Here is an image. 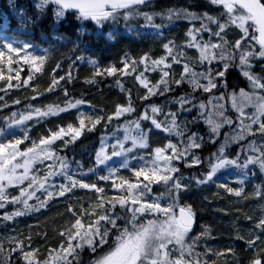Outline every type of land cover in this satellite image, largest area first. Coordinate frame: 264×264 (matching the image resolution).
I'll list each match as a JSON object with an SVG mask.
<instances>
[{"label": "trees", "instance_id": "16d2710c", "mask_svg": "<svg viewBox=\"0 0 264 264\" xmlns=\"http://www.w3.org/2000/svg\"><path fill=\"white\" fill-rule=\"evenodd\" d=\"M173 1L175 0H156L139 6V10L151 14L166 13L169 8H187L193 12H206L214 16L224 11L222 6L211 5L209 0H187L180 6L174 5ZM34 2L35 0H12L10 4L9 0H0V24L5 20L8 23L7 28H0V50L5 53L3 62H0V72L7 77L15 76L19 71L21 81L27 79L29 75L33 77L28 86L11 88L7 87V79L0 80V97L3 98L0 99V142L9 144L15 139H23L27 133L28 139H24V142L17 146L21 153H25L28 148L43 147L39 143L40 139L47 138L52 131H58L60 127L67 129L68 125H72L73 128H80V120L83 119L85 127L81 129V135L74 142H69L65 146L64 141L71 139L70 135L65 136L64 139L55 141L50 150L55 157V167L60 168L62 181L67 176L83 183L95 184L104 191L99 193L93 188H81L77 184L61 196L58 185L53 186L46 177L37 179L31 188L28 187L23 197L27 199L28 205L32 206L33 210L25 212L24 215L14 216L11 220H4L5 213H12L17 209L23 211L24 205L6 203L4 208H0V264H26L19 249L12 251L18 243L22 245L24 252L34 253L35 264H45V262L49 264L55 253L68 246V237L62 233H67L69 229L75 233L76 229H73L72 225L77 217L81 219L86 230L91 221L105 214V210H108L107 214L117 222V228L101 222L110 229L108 243L111 244L119 234V230L125 227L130 229L132 213L126 208L134 207L131 204L121 207L114 199L127 196V185L123 188L113 185H121L126 180L128 183H140L143 188L148 182L143 177L138 181L134 173L146 162L154 159L155 148H165L171 142L183 151L187 137L191 133H198L204 138L200 149L191 150L201 163L188 166L191 163V153L184 159L173 160L179 171L171 175L180 177L181 184L187 185L186 189L181 190L178 196L174 197L175 204L190 206L197 220L201 215H205L212 222H218L220 230L224 233V242L233 243V248L238 254L235 257L240 259L239 264H250L257 258L264 260V232L256 227L264 219V196L255 194L258 188L264 190V171L259 165H249L248 168L226 165L217 170L211 181L196 183L197 179L205 178L211 170V163L217 162L213 154L217 153L221 146L225 147L224 155L228 159H236L239 154L240 164H243L249 155H260L259 151L253 153L249 149L251 143H255L258 149L264 146V135L258 131V123L252 124L251 132L244 127L251 123L248 118L257 113V105L264 103L260 99L264 97V90L253 89L238 67H230L224 78L217 77V88L209 92H204L199 87L193 90L191 73L197 74L195 79L199 84H207L208 80L202 78L201 73L209 69L223 70V61L219 59L221 52L227 58L234 57L230 62L239 64V51L234 52V46L235 42L241 39L242 30L236 25H230L224 37L228 45L223 49H212L211 60L204 59L203 62L200 60L194 63L188 60L185 54L192 52L188 50L189 31L193 28L199 29L200 21L181 19L170 22L157 15L152 24H149L142 15L125 20L124 10H119L114 19L105 20L99 25L91 20H77L76 15L73 14H66L65 19L55 24L50 12L40 23L33 24L30 17L35 12ZM157 24L163 27H154ZM211 27L216 28L215 25ZM109 34L112 35V39L107 38ZM193 34L197 36L200 45L219 43L218 38L211 36L209 32ZM170 41L177 49L173 55L182 54L179 63H174L171 57L168 62L171 67L167 69L170 72L167 78L170 83L167 86L171 91L164 92L163 95L150 96L147 100L142 99L147 95L148 90L136 77L143 74L146 82L151 77L153 84L149 86L160 82L165 66L157 67L152 61L167 54L163 45ZM5 44H11L15 48L29 44L30 47L19 53H9L4 48ZM242 45L244 51L259 52L260 46L250 37L242 41ZM28 56L44 57L41 72H35L33 65L25 62ZM142 57L149 59L145 63H139ZM9 60L12 61L11 64ZM90 60H95L97 63L93 65ZM125 61L129 63L128 69H124ZM133 62H135V70L132 68ZM185 64L189 66L190 72L185 74L184 82L179 85L172 82L181 79ZM108 67H115L118 71L109 76L103 71ZM262 68H264V60L257 59L252 68L253 74L264 76ZM97 70L102 74L96 75ZM69 73L71 79H68ZM60 77L65 79L60 80ZM53 78L58 84L49 91ZM11 83L16 85L17 81L13 79ZM163 87L164 85H161V91ZM242 89L251 99H244L240 104L237 98L241 97ZM185 95L192 102L185 105L190 111H183L180 104L175 102L177 97ZM129 99L135 111L116 118V107H127ZM77 100L82 103L75 108L67 107L69 103H75ZM201 104L205 107L200 108ZM50 105L66 110L43 119L35 115L34 109L47 111ZM153 105L162 109V112L155 116L160 122L170 123L171 117L165 114L178 112L179 127L183 129L187 123L185 135L178 136L175 133L169 134L163 129L157 130L151 125L150 119L141 121L139 131L132 122L137 121L145 113L151 117ZM29 114H32V119L25 120L23 124L15 123L21 115ZM109 116L113 117L111 121L108 120ZM97 117L101 118V122L95 125L94 130L89 131ZM194 117L197 118L196 122L191 123ZM225 118L231 123H224ZM259 119L264 121V116H260ZM208 120H212L213 124L209 125ZM217 125L219 126L217 134H213L211 128ZM126 127L130 132L124 130ZM118 129L121 130L120 133H116ZM148 129H151V132L147 134L148 147H144V150L138 148V152L134 150L129 156L124 154L114 163L97 164L96 153L100 150L106 135L121 134L122 139L125 135L141 136L147 133ZM240 135H243V139H233ZM116 149L118 150V146ZM109 150L110 148H107V154ZM164 154L173 155L170 149H166ZM17 158L22 157L17 156ZM62 163L66 167H61ZM40 165L33 166L31 172ZM101 165L113 168L114 173L108 176L107 180L101 179L108 175L107 170ZM21 172V169H15L16 175ZM30 182L26 180L24 185ZM41 184L43 187H40ZM4 186L9 200L20 197L18 184L4 182ZM47 187L50 188L49 191ZM228 187L233 188L234 191L243 188L244 191L238 197L228 192ZM33 192L29 199L27 193ZM38 193L36 198L34 195ZM49 193H52L51 197ZM145 195L166 198L173 203L163 183L150 185V191L146 190ZM101 201L105 205L104 209L98 207ZM113 203L115 207H112ZM70 208L73 211H69ZM85 210L91 215L83 214ZM249 239L256 240L252 249H249L246 243ZM77 242L73 240L74 245ZM231 247L232 245H227L224 249ZM107 248L108 244L93 254L85 244L81 250H77L78 255L71 256L68 260L71 264H92L95 256ZM230 264L235 263L231 261Z\"/></svg>", "mask_w": 264, "mask_h": 264}, {"label": "snow or ice", "instance_id": "6c2138e0", "mask_svg": "<svg viewBox=\"0 0 264 264\" xmlns=\"http://www.w3.org/2000/svg\"><path fill=\"white\" fill-rule=\"evenodd\" d=\"M211 5L222 6L224 11L218 13V15H211L209 13H199L193 12L187 8H169L166 13H148L141 12L139 10L140 5H146L150 3V0H35L34 7V15L30 17V21L33 24L40 23L41 20L46 18L51 13L52 20L55 24H59L63 19L66 18V13L68 10H76V19L77 20H91L95 22L97 25L102 24L103 21L108 19H114L118 10H124L123 18L128 20L133 16H143L144 20L149 24H152L155 16L159 15L162 18H166L168 21L173 20H181L186 19L189 21H200L199 29H190L189 35L191 36L192 42L197 41V36L193 33L200 32H209L211 36L218 38L219 43L216 44H205L203 47V51L201 52L202 62L204 59L211 60V57L208 56V50L221 48L223 49L226 45H228V41L225 40L226 29L229 28L230 25H236L243 32L240 40L235 42L234 52L239 51V64L236 65L230 62V59L223 55L221 52L219 59L223 61V70H214L209 69L205 73H201L200 76L204 79L208 80L207 84H199V82L195 79L197 76L196 73H191L193 80V90L197 87L202 88L204 92H209L213 88H217V77L224 78L226 73L230 67H238L241 71V74L246 77L253 87V89H262L264 90V76H257L253 74L252 68L254 62L257 59L264 60V2L262 0H209ZM9 3H12V0H9ZM110 9V10H106ZM21 15H23V11L21 10ZM251 22V23H249ZM215 25L216 28L213 29L211 26ZM8 23L7 20L4 21L3 24H0V28H7ZM156 28H161L163 25H154ZM259 33V36H256V33ZM250 37L253 40H256L259 43V52L255 51H244L242 41L246 38ZM108 39H112V35L109 34ZM189 47H192L193 44L190 42ZM199 47V43L196 44ZM230 46V45H229ZM29 44H24L22 48H15L11 44H5L4 48L7 49L9 53H19L22 50H26L29 48ZM163 48L167 51L171 59L174 63L180 62V55H173L175 51H177L176 46L169 43H165ZM5 58V53L0 51V62H3ZM149 59L148 57H142L139 63H145ZM11 60L9 63L11 64ZM27 63H31L33 65L35 72H41L42 66L44 63V57L37 56H28L26 58ZM90 63L95 65L97 62L95 60H90ZM152 64L159 67L160 65L165 66V70L162 72V77L160 82L157 85L149 86V84L145 81L143 74L137 76L136 78L143 84L145 88H147L148 93L146 96L142 97V99L147 100L150 96H155L157 94L163 95L164 92L171 91L170 87L167 85L170 81L167 79L170 76L169 69L171 65L165 63V58L162 57L159 60H153ZM59 67V66H58ZM129 68V63L127 61L124 62V69ZM132 68L135 70V62L132 63ZM155 70V68L153 69ZM264 70V68H262ZM107 75L111 76L118 71L115 67H108L103 70ZM9 72H12V68H9ZM190 72V68L187 64L184 65V74L181 75L180 80L172 81L176 84H181L185 80V74ZM101 71L97 70L96 75H101ZM33 77L29 75L27 79L21 81L19 71L16 72L15 76L8 75L4 76L2 72H0V80L7 79L8 84L7 87H20L28 86L29 81ZM15 79L17 81L16 85H13L11 82ZM65 79V77H60V80ZM68 79H71V74L69 73ZM93 83L94 81H89ZM120 83L119 81L117 82ZM58 81L53 78L52 86L48 89L52 91L55 86H57ZM161 85H164L163 91H161ZM226 86V84H225ZM155 89V90H154ZM130 95V94H129ZM241 97L244 99H251L248 93L241 90ZM0 99H3L0 97ZM262 101H264V97H260ZM176 103L180 104L181 109L183 111H190L189 108L185 107L187 104H191L192 102L188 100L187 95L183 97H177ZM19 103V101H17ZM82 101L77 100L75 103H69L67 105L68 108H75L77 105L81 104ZM235 106V105H234ZM205 105L201 104L200 108H204ZM66 109L49 106L47 111H41V109H34V113L37 117L43 119L47 116L57 115L59 112H63ZM135 111V108L132 106L131 99H129V104L127 107L117 106L115 110V117L119 118L125 113L131 114ZM162 112V109L158 106H151V113L153 114L151 117L145 113L137 121H134L135 127L137 129L141 128V121L151 120V125L154 126L155 129L161 130L163 129L165 132L172 134L175 133L178 136H184L187 131V123L185 127L182 129L177 124V119L179 116L178 112H170L166 113V116L171 117V122L168 123L158 121L155 116ZM242 112V109H241ZM257 113L259 115H257ZM257 113H254L248 119L251 120L250 124L245 125L244 127L251 132L252 124H259L258 131L264 135V121L259 119L260 116H264V103H259L257 105ZM32 119V114L29 115H21L19 120H16V124H23L25 120ZM113 119L112 116L108 117V120L111 121ZM197 118H193L191 123H195ZM101 122V118L97 117L93 124L92 128H89V131L94 130L95 125ZM209 125L213 124L212 120H208ZM224 123L230 124L231 121L225 118ZM85 127V121L83 119L80 120V128H73L72 125H68V128L65 129L60 127L58 131H52L47 138H41L39 143L41 148H28L25 153H21L17 146L24 142V139H28L27 133L23 139H15L14 142L9 144H4L0 142V208H4L6 203L17 204L21 203L24 205V210L17 209L12 213H5L3 219L11 220L14 216L24 215L25 212L33 210L32 206H29L27 203V199H23L26 195V190L21 189L20 197H13L11 200L7 198L5 193L4 182L8 184H17L22 183L24 180L28 179V171H29V163L35 162L38 158H40L41 154L46 153L47 155L44 158H51L52 151L51 145L57 141L64 139L65 136H71L70 141L65 140V146L69 142H74L80 135L81 129ZM218 125L211 128V132L213 134H217ZM151 132V129H148L147 133L142 134L138 137H132L133 145H139L140 147H148L147 144V134ZM128 136H125V139H128ZM233 139H243V135L234 137ZM204 138L200 136L198 133H191L187 137V143L183 149L180 151L177 145L169 142L165 148L157 147L155 148V157L149 162H146L141 168L135 171V176L139 181L140 177H143L147 184L143 185L141 188L140 183H128V181H123L121 185H113L114 187L123 188L124 185H127L128 194L127 196H119L114 198L117 203L121 207H126L127 205H139L138 207H127L126 210L132 213L130 223L136 221L137 214L144 213H156L163 214L166 219L158 223L155 220H149L147 224H140L139 227L133 223L131 229L125 227L119 230V234L115 237V240L109 244L108 238L110 229L106 226L102 225L101 222H106V224H110L112 228H117L116 219L111 215L107 214L108 210H105V214H101L98 216L96 220L91 221L88 224L86 230H84V224L82 223L79 217L76 218L75 223L72 225L73 229H76L75 233L72 232L71 229L68 230L67 233H62V235H67L68 237V246L66 248H62L64 253L63 257H57L55 259H62L64 264H71V261L68 260L69 256L75 257L78 255L77 250L82 249L86 244L92 251L93 254L97 253L98 249H103L104 245L108 244L107 250L101 252V254L96 255L92 261V264H193L192 261L186 260L184 258L185 252L191 253L192 246L188 245L185 247V237L188 236V233L193 227L194 215L193 209L188 207H181L179 209V216L177 217L174 212L175 201L174 197L178 196L181 190L186 189L187 185H182L179 177L171 175L173 173H177L179 169L173 164V160H181L188 156L190 153L191 163L188 166H196L201 163L198 157L195 156L194 153L191 152L192 149H200L202 147ZM35 145V142H33ZM123 149V144L118 145ZM5 149H10V151L5 153ZM170 149L173 153L172 156L165 155V150ZM249 149L255 153L257 151L260 152V155H249L246 157L243 164H240L239 154H237L236 159H228L225 157V147L221 146L218 149L217 153H214V157L216 159V163H211V170L207 173L204 179H197V184L207 183L212 180L213 175L217 172L218 169L225 167L226 165H236L241 168H248L249 165L258 164L260 169L264 171V146L260 149L257 148L255 143H251L249 145ZM127 151H131V149H127ZM113 156L121 155L120 152L113 151ZM17 156L25 157L24 164L21 165L19 163L13 164V161L16 160ZM109 159V157L103 152V148L96 153V161L97 164H103L105 160ZM23 167L24 172L21 175H16L15 169ZM61 167H66L65 164L62 163ZM109 177L104 176L101 177L103 180H107ZM71 181L72 187H75L77 184L81 188H93L99 193H103L102 188H98L95 184H87L81 181H77L69 177ZM35 183V178L29 183V188ZM163 183L169 193V198L173 199V204H169L167 206H162L158 200H153L152 202H146L143 200L145 195V191H150V185ZM221 187H225V185H220ZM43 187V184L40 185ZM135 190V191H134ZM66 191H70V188L67 186H61V191L59 195L63 196ZM227 191L230 193H234L236 196H241L243 193V188L235 190L231 187L227 188ZM257 196H264V190L258 188L255 192ZM28 198H31V193H27ZM51 197L52 193L48 194ZM46 203V201H45ZM44 205L42 204L41 207ZM98 207L104 209L105 205L103 201L98 204ZM112 207H115V203L112 204ZM38 210V209H35ZM69 211H73L71 208ZM75 215V212H73ZM85 215H91L85 210L83 213ZM262 232H264V219H262L257 225ZM259 237H257V240ZM73 240H77L78 242L74 245ZM248 248L252 249L255 247L256 240L249 239L247 242ZM169 244H173L178 247V251L181 253L179 258L172 259L171 253L172 250L168 248ZM19 249L23 258L26 261V264H35L33 257L34 253L24 252L22 245L17 244L16 248L12 251ZM47 264V262H45ZM195 264H199V261H196ZM250 264H264V260L257 258L250 262Z\"/></svg>", "mask_w": 264, "mask_h": 264}, {"label": "rangeland", "instance_id": "374dc122", "mask_svg": "<svg viewBox=\"0 0 264 264\" xmlns=\"http://www.w3.org/2000/svg\"><path fill=\"white\" fill-rule=\"evenodd\" d=\"M184 2H187V0H175L172 3L176 6H180V5H184L185 4ZM130 31H133V29H130ZM190 42L193 44V46L192 47L188 46V50L190 51L192 50V52L191 53L187 52L185 56L191 62L198 63L200 60H202L201 52L203 51L204 45L199 44L200 46L197 47L196 44L198 43V41L192 42L191 36H189V40H188V43ZM211 53H212V49L209 48L208 50L209 57L211 56ZM163 57L165 58V63L168 64L170 60L169 54L167 53ZM160 66H164V65H160ZM147 83L149 85L153 84L151 77L149 78ZM237 101L240 104H242L244 102V98L243 97L237 98ZM124 130L126 132H130L127 127ZM138 130L140 131V129ZM120 131L121 130L118 129L116 133H120ZM125 136H128L129 138L125 139ZM125 136L124 138L121 139V134H118V135L110 134V135H106L103 138L100 150L103 148V152L109 157V159L105 160V164L116 162L124 154L125 156H129L133 154L134 150L138 152V148H143L144 150V147H140L139 145H133L132 143L133 136L131 135H125ZM119 144H123L124 146L123 149L118 146ZM117 146H118V150L116 149ZM107 148H110L108 154H107ZM127 149H131V151H127ZM8 151L10 150L5 149L6 154ZM113 151L120 152L121 155L113 156L112 155ZM46 155H47L46 153L41 154L40 158H38L35 162L29 163L28 179L26 180L32 181L33 178H35V181H36L37 179L41 177H46L49 180V183H51L53 186L58 185L60 189L62 185L67 186L68 188H71L72 185H71V181L69 180V177L65 176L64 181L61 180L60 168L55 167V162H54L55 157L52 155L51 158H44ZM16 159L21 160V161L17 162L14 160L13 164L15 163H19L21 165L24 164L25 157H22L21 159H18L16 157ZM38 164H41L40 167L38 166L34 168L35 171L31 172L32 167L37 166ZM101 166L107 170L108 172L107 177L114 173L113 168L106 167V165H101ZM16 169L22 170V172L19 175L23 174L24 172L23 167L16 168ZM26 180H24L22 183H17L20 186V191L21 189H24V190L28 189L29 184L24 185ZM47 190L49 191L50 188L47 187ZM35 191H36V188L34 189V192ZM34 192L32 193V195L34 194ZM38 195L39 193L34 196L37 198ZM7 198H8V195H7ZM143 200L149 203L152 202L153 200H158V202L161 203L162 206L173 204L170 202L171 200L169 199L159 198L155 196L144 195ZM138 206L139 205H134V207H138ZM177 208H179V206L175 204V207H174L175 214H176ZM165 219L166 217L163 214H156V213L137 214L136 221L130 223L131 225L130 229L132 228L133 223H135L136 226L139 227L140 224H147L149 220H155L158 223H161ZM220 229L221 228L218 226V222H214V221L212 222L211 220H209V218H206L205 215H201L197 224L190 230V232L188 233V236L185 237V247H187L188 245H191L192 252L190 254L185 252L184 258L186 260L192 261L193 264H195L196 261H199V264H219V263L230 264L231 261H233L235 264H239L240 259L235 257V255H238V254H237V251H235L233 248V243L224 242V239H223L224 233ZM227 245H232V247L229 249H224L225 246ZM178 247L179 246H175L173 244L168 245V248L172 250V253H171L172 259H176L180 257L181 253L177 250ZM78 250H81V249H78ZM63 256H64L63 251H60L59 253H55L49 264H59V263L64 264V261L62 259H55L57 257H63Z\"/></svg>", "mask_w": 264, "mask_h": 264}, {"label": "water", "instance_id": "95a60500", "mask_svg": "<svg viewBox=\"0 0 264 264\" xmlns=\"http://www.w3.org/2000/svg\"><path fill=\"white\" fill-rule=\"evenodd\" d=\"M153 1H155V0H150V2H153ZM141 6V5H140ZM106 10H110V9H106ZM122 10V9H121ZM68 12H76V10H68ZM257 34V37L259 36V33L257 32L256 33ZM258 43V42H257ZM258 45H259V43H258ZM179 216V210L177 211V217ZM194 223H195V220H194V222H193V225H194Z\"/></svg>", "mask_w": 264, "mask_h": 264}, {"label": "bare ground", "instance_id": "6f19581e", "mask_svg": "<svg viewBox=\"0 0 264 264\" xmlns=\"http://www.w3.org/2000/svg\"><path fill=\"white\" fill-rule=\"evenodd\" d=\"M73 37V36H72ZM240 242V241H239Z\"/></svg>", "mask_w": 264, "mask_h": 264}]
</instances>
